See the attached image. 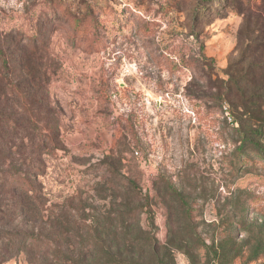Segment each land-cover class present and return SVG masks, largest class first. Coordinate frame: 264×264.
Listing matches in <instances>:
<instances>
[{"label": "rangeland", "instance_id": "rangeland-1", "mask_svg": "<svg viewBox=\"0 0 264 264\" xmlns=\"http://www.w3.org/2000/svg\"><path fill=\"white\" fill-rule=\"evenodd\" d=\"M208 4L0 0V52L59 111L63 149L42 177L49 213L73 201L87 219L108 216L114 241L191 233L222 264H264V163L251 148L264 136L232 114L221 84L232 63L249 79L264 60V0H214L196 16ZM21 255L0 264H28ZM172 258L195 264L184 249Z\"/></svg>", "mask_w": 264, "mask_h": 264}, {"label": "trees", "instance_id": "trees-1", "mask_svg": "<svg viewBox=\"0 0 264 264\" xmlns=\"http://www.w3.org/2000/svg\"><path fill=\"white\" fill-rule=\"evenodd\" d=\"M207 1V7L194 9L196 16H205L204 8L214 0ZM225 1L239 10L251 2ZM40 38L37 30H30V41ZM236 67L232 63L228 79L221 82L227 90L225 101L241 122L255 121L251 125L254 130L261 128L263 137L264 60L248 64L244 76L249 79L237 78ZM16 70L0 52V263L24 254L28 264H173V252L184 249L195 264L205 258V264H222L225 253L191 233L186 239L162 243L153 233L141 230L135 239L114 241L106 215L87 219L73 201L67 211L59 206L49 213L42 177L48 169L46 156L63 149L59 111L50 99L37 96L33 79H13ZM242 83L252 87L248 94L241 91ZM262 139L251 148L264 163ZM244 161L234 167L238 170ZM70 208L71 216L66 217ZM71 217V225L66 226L64 219ZM17 218L27 224L16 223Z\"/></svg>", "mask_w": 264, "mask_h": 264}]
</instances>
